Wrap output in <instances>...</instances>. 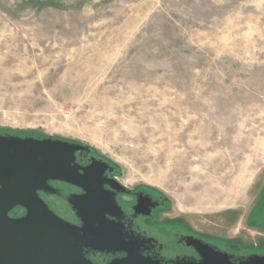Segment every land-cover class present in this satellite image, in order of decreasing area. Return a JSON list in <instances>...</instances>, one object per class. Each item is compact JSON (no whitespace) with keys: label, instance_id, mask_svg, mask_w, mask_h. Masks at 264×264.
Listing matches in <instances>:
<instances>
[{"label":"rangeland","instance_id":"obj_1","mask_svg":"<svg viewBox=\"0 0 264 264\" xmlns=\"http://www.w3.org/2000/svg\"><path fill=\"white\" fill-rule=\"evenodd\" d=\"M0 135L87 146L240 236L220 220L264 183V0H0Z\"/></svg>","mask_w":264,"mask_h":264},{"label":"flooded vegetation","instance_id":"obj_2","mask_svg":"<svg viewBox=\"0 0 264 264\" xmlns=\"http://www.w3.org/2000/svg\"><path fill=\"white\" fill-rule=\"evenodd\" d=\"M70 166L78 184L54 180L37 192L48 210L72 230L62 243L72 249L60 252L66 264H264V183L246 207L221 215L227 229L242 238L211 236L173 218L165 196L126 186L117 168L91 148L76 150ZM25 215L17 206L7 218L20 220ZM6 245L0 250L2 262L20 263L21 256L24 260L25 252L10 250L9 241Z\"/></svg>","mask_w":264,"mask_h":264},{"label":"water","instance_id":"obj_3","mask_svg":"<svg viewBox=\"0 0 264 264\" xmlns=\"http://www.w3.org/2000/svg\"><path fill=\"white\" fill-rule=\"evenodd\" d=\"M85 148L89 147L51 138L0 135V250L9 241L10 250L25 252L24 260L21 256L20 263L9 264H66L60 252L72 249L62 245L63 236L72 230L48 210L37 192L54 180L78 184L70 164L74 152ZM17 206L25 209V217L7 218ZM74 209L82 214L80 206Z\"/></svg>","mask_w":264,"mask_h":264}]
</instances>
